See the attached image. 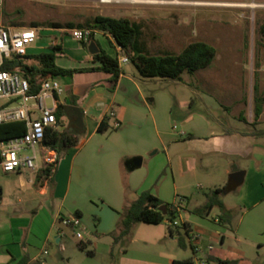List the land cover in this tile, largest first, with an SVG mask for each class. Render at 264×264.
<instances>
[{"label":"crops","instance_id":"0c3cea01","mask_svg":"<svg viewBox=\"0 0 264 264\" xmlns=\"http://www.w3.org/2000/svg\"><path fill=\"white\" fill-rule=\"evenodd\" d=\"M53 29L62 31L64 28ZM99 34L109 39L116 53L111 55L108 50H101L111 56L127 55L129 58L127 53L118 50V45L109 34L93 30L90 40L97 48L100 45L96 43L95 36ZM65 39L66 36L62 35L61 44H58L56 37L52 38L59 50L58 54L56 49L57 65L64 68L99 65L98 61L93 60L87 47H81L76 40ZM51 43L41 46L40 51L49 50ZM66 43L74 45V57L63 53L67 50L63 49ZM129 63L130 59L119 65L122 73L115 82L111 80L109 73L102 71L76 72L70 77H60L66 80L62 79L61 82L64 91L58 97L59 102L69 104L70 96H73L74 108L80 114L78 142L56 160L49 179L39 175L44 167V152L41 148L38 149L41 156L38 158L40 161L37 162V170L0 173V264H46L48 261L55 264L58 251L51 241L54 239L55 242L62 243L64 231L60 218L72 213L78 214L82 229L85 234L88 233L84 241L79 242L84 247H80L78 243V248L83 250L87 245L94 246L100 234L112 237L117 232L120 213L140 192L147 190L168 203L169 190L177 194V189L184 186L182 178H186L189 173L195 175L198 172L213 184H225L226 191L234 192V197L228 204L220 199L224 209L232 214L226 223L217 219L219 212L207 221L210 211L207 215H200L196 210L203 205L183 212L177 204L169 203L174 205L180 221L187 222L183 230L188 238L196 235L195 241L190 243V259L199 258L204 264L210 260H236L238 264L242 250L236 249L234 257L229 258L226 252L215 246L218 244L221 247L225 242V234L219 230L225 226L230 225L235 238L240 237L239 227H231L238 212H241V220H244L248 228V242L257 244V247L263 246L264 134L253 135V130L247 128L248 124L253 125V119L248 117V107L244 109L242 100H239V113L228 118L212 99L198 98L200 103L195 108L190 107L194 106L193 99H181L173 105L161 93H153L151 96L145 94L138 85L140 78L134 65V70L125 68ZM243 112H247L246 118H242ZM174 113L179 115L182 128L178 131L177 138L168 136L170 132L167 123ZM261 119L262 113L255 123ZM114 122L119 125L114 126ZM101 123L105 125L102 131L98 129ZM147 127L152 131H147ZM176 128L174 123L172 129ZM42 144L45 145L43 142ZM152 150L154 153L160 150L163 154L161 158L164 161H158L162 164L161 167H165L163 172L166 180L160 185H153L149 177L148 168L153 166L149 157ZM135 157L141 158L140 166L130 168L129 162ZM237 172H242L241 181L229 188L232 177ZM96 212L99 215L95 218L97 225L93 232L88 217ZM183 213L187 220L182 217ZM191 217L210 222L215 229H208V224L202 227L190 221ZM140 229L145 231L148 228L144 229L142 226ZM130 235H134L132 229L126 237ZM205 238L208 243L204 242ZM62 248L61 244L60 249ZM43 250L47 253L42 254ZM89 252L87 254L92 257L94 252ZM160 260L159 263L146 264H171L172 260L177 259L163 257Z\"/></svg>","mask_w":264,"mask_h":264},{"label":"rangeland","instance_id":"374dc122","mask_svg":"<svg viewBox=\"0 0 264 264\" xmlns=\"http://www.w3.org/2000/svg\"><path fill=\"white\" fill-rule=\"evenodd\" d=\"M95 15L124 17L141 23L142 40L145 49L150 53H178L191 41L208 43L215 51L208 66L193 73L183 72L181 81L163 78L142 79L137 75L140 78L138 85L145 94L150 96L153 93L163 94L173 105L181 99H193L194 106L190 107L195 108L200 103L198 98L215 100L221 112L228 118L239 113V100H242V107L244 109L248 107V117L253 119V93L258 94L260 100L264 97V41L258 32V23L264 20V0H110L109 2L100 0H3L0 8V21L3 24L28 26L32 22L35 23L36 41L31 44L30 54L41 52L39 48L43 45L47 46L54 37L58 40V44H61L62 35L66 36L65 40H74L66 29L62 30L64 34L61 30L49 28V22H84ZM95 40L100 45V49L108 50L111 55H115V49L106 36L96 35ZM73 46L71 43H66L63 49L67 50L63 53L74 57ZM59 49L61 51V48ZM57 53L59 54L58 49ZM82 58L83 56L80 57L81 60ZM125 68L134 70L131 62ZM62 79L58 78L60 83ZM263 104L261 105L263 119L254 125L248 124L247 128L264 129ZM246 114L247 112H243L242 118H246ZM174 123L176 129H172ZM167 127L171 128V130L168 128L170 132L168 136L177 138L178 131L182 129L179 124V115L174 113L173 117H169ZM146 130L152 131L148 127ZM68 149L64 150L62 156ZM161 155L163 154L160 150L157 153H154V150L150 152L149 157L152 159L153 166L148 169L153 185H160L166 180L165 172H163L164 166L161 167L162 164L159 162L164 161ZM39 161L40 159L37 160ZM142 170L145 171V169ZM182 179L184 186L177 189V194L169 190L168 203L177 204L183 212L203 205L202 203L213 195V190L217 187L221 191L216 197L219 200L223 199L224 203H231L234 197V192L226 191L225 184H221L222 182L213 184L201 172L195 175L189 173L186 178ZM217 212L219 215L220 209L213 206L207 221ZM98 213L88 217L92 223L91 231L93 232L97 225L95 218H98ZM71 215L75 213L67 216ZM168 216L166 214L164 220L158 224L138 222L136 227L132 228L133 236L130 235L131 237H125L117 242H113L114 234L112 237L108 234H100L94 246L87 245L83 250L78 248V243L84 241L88 233L85 234L81 226L77 229L81 232V237L78 238L75 236L74 229L62 225L64 235L61 244L63 248L60 249L61 244L55 242L54 239L51 241L58 251L55 264H146L147 262L159 263L163 257L189 260L192 256L190 249L192 242L180 226L181 221L178 217L175 218L178 222L176 230L173 235L169 234ZM182 217L187 220L185 213ZM241 218V212H238L231 223L232 228L239 227L240 237L235 238L230 231V225L225 226L219 229L225 234V242L221 247L218 244L215 246L226 252L229 258L234 257L236 249L242 250L243 254L238 264H264V244L262 247H257V244L248 242V228ZM189 220L202 227L208 224L209 226H206L208 229H215L210 222H204L195 217ZM142 226L148 229L139 230ZM178 236L182 237L183 246L179 245ZM261 238L264 240V235ZM206 241L208 243L207 238L204 239V242ZM90 250L94 252L92 257L87 254ZM192 259H195L197 264L203 261L194 257ZM46 264L52 263L48 261ZM207 264L217 263L210 260Z\"/></svg>","mask_w":264,"mask_h":264},{"label":"trees","instance_id":"16d2710c","mask_svg":"<svg viewBox=\"0 0 264 264\" xmlns=\"http://www.w3.org/2000/svg\"><path fill=\"white\" fill-rule=\"evenodd\" d=\"M30 25H35L31 23ZM48 27L53 28H89L102 33L109 34L113 41L121 48V50L129 55L130 62L136 68L138 75L142 79L163 78L181 81L183 72L193 73L194 71L204 68L212 61L215 51L214 48L204 41H191L186 44L178 53L159 52L150 53L145 49L142 40V26L137 21L130 20L124 17H112L108 15H95L87 18L84 22H58L51 21ZM258 32L264 41V20L258 23ZM90 39L87 42L79 41L81 47H87ZM264 45V43H263ZM56 49L57 46L51 43L50 49L41 51L35 54H26L24 56L13 55L11 59L6 60L2 69L8 71H18L26 78L29 84V93L34 94L42 81L48 77H70L76 72L85 71H102L110 74L113 82L117 80L122 69L120 68L117 57L111 56L98 48V51L92 54V58L98 61L99 65L95 67L83 68H64L56 64ZM254 90V89H253ZM258 94L253 93V125L261 113V105L264 102V97L259 99ZM73 96H70L69 104H63L58 101L55 109V116L61 129H47L43 143L53 148L57 152V159L63 154L64 150L77 144L78 132L73 129V119L76 114V108ZM100 131L105 129V125L101 123L98 127ZM25 131L23 121H10L0 123V139H7L14 136H19ZM253 135L264 134V129L253 130ZM53 165L44 166L39 175L44 179H49L51 168ZM221 191L220 188L213 190V195L210 196L205 204L196 209L200 215H207L213 206L220 209L218 220L224 223L228 222L232 214L224 209V206L216 195ZM164 205V211L159 210L160 206ZM78 215L77 213H75ZM168 214L169 224L168 231L173 235L178 224H173L177 217L175 207L172 204L165 203L159 198L145 190L139 193L135 200L120 213L117 223V232L113 235V242L128 236L135 223L144 222L158 224L164 220ZM180 226L185 229L187 222H181ZM179 245L183 246V239L178 236ZM80 247H84L79 243ZM87 253H90L87 251ZM188 260H172L171 264H187ZM217 264H237L236 260H216Z\"/></svg>","mask_w":264,"mask_h":264},{"label":"built area","instance_id":"2783aa9c","mask_svg":"<svg viewBox=\"0 0 264 264\" xmlns=\"http://www.w3.org/2000/svg\"><path fill=\"white\" fill-rule=\"evenodd\" d=\"M2 4L3 0H0V8ZM64 29L77 42H87L93 32L89 28ZM36 30L37 27L34 25L14 26L0 21V123L23 121L25 124V131L21 135L0 139V169L3 172L37 170V159L41 156L38 153L39 148L44 152L42 157L44 166L54 167L57 160L55 149L43 145L42 141L47 129H60L55 109L59 101L58 97L64 89L58 77H48L40 83L34 94H30L25 77L18 71L1 68L13 55L21 57L28 54V48L36 41ZM117 48L121 50L119 46ZM128 61L127 55L117 56L119 65ZM110 114L113 115V112ZM118 125V122H114V126ZM60 222L63 226L74 229L76 237H81V232L77 230L81 227V220L77 215L61 217ZM173 224L178 222L174 220ZM189 239L191 242L195 241L196 235H191ZM46 253V250L42 251V254ZM199 262L204 264V261ZM187 264H197V262L195 259H189Z\"/></svg>","mask_w":264,"mask_h":264},{"label":"water","instance_id":"95a60500","mask_svg":"<svg viewBox=\"0 0 264 264\" xmlns=\"http://www.w3.org/2000/svg\"><path fill=\"white\" fill-rule=\"evenodd\" d=\"M87 50L90 54H94L98 51V48L96 47V45L94 44L93 41L89 42L88 46H87ZM73 129H75L76 131H80L81 130V119H80V114L79 112H76V115L73 119ZM141 163V158L140 157H135L133 158L129 164H130V168H138L140 166ZM242 178V172H237L236 174L233 175L232 177V181L229 184V188H233L234 186H236L237 184L240 183ZM161 211H164L165 206L162 205L158 208Z\"/></svg>","mask_w":264,"mask_h":264},{"label":"bare ground","instance_id":"6f19581e","mask_svg":"<svg viewBox=\"0 0 264 264\" xmlns=\"http://www.w3.org/2000/svg\"><path fill=\"white\" fill-rule=\"evenodd\" d=\"M107 2H109L110 0H106Z\"/></svg>","mask_w":264,"mask_h":264}]
</instances>
